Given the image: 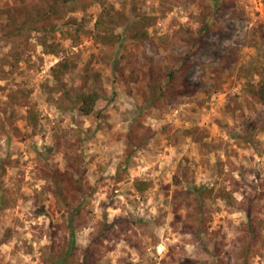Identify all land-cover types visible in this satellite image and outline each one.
<instances>
[{
    "label": "rangeland",
    "instance_id": "rangeland-1",
    "mask_svg": "<svg viewBox=\"0 0 264 264\" xmlns=\"http://www.w3.org/2000/svg\"><path fill=\"white\" fill-rule=\"evenodd\" d=\"M50 5L0 0V264H264V0Z\"/></svg>",
    "mask_w": 264,
    "mask_h": 264
},
{
    "label": "trees",
    "instance_id": "trees-1",
    "mask_svg": "<svg viewBox=\"0 0 264 264\" xmlns=\"http://www.w3.org/2000/svg\"><path fill=\"white\" fill-rule=\"evenodd\" d=\"M71 1L76 0H51L50 8L45 9L41 12H39V15H41L42 18L48 20L52 18L53 16H56L60 13V5H66L69 4ZM212 5L217 8L218 7V0H210ZM75 22V21H74ZM112 20L109 18L108 14L101 15L98 20L96 21L95 28L97 32L98 38L103 40L104 42H113L114 41V26L112 25ZM79 30H77L78 32ZM71 39L74 40V35L70 36ZM50 52L53 53H62L65 52V50H58V49H52ZM71 61L69 59H62L58 61L53 67H52V76L54 80L56 81V85L59 86L61 83L63 77L68 72V70L71 67ZM59 88V87H58ZM159 88V80L155 81L153 90L154 94L157 93ZM245 89L248 91L249 94H252L260 103L264 104V77H261V79L254 83L251 81H247ZM81 103L79 110L84 115H91L96 111L97 104L99 100L102 98V92L99 86L94 87L91 91L82 93L80 95ZM192 193L198 194V192H201L203 190L202 188H194L191 189ZM60 192V195H62L64 198L65 194L62 191V188L59 187L58 190ZM58 192V193H59ZM224 196L229 204L234 203V197L229 193V191H224ZM246 205L245 211L247 212L248 220L245 224V234H244V242L243 246L240 249L239 252L242 253H249L252 250H254V238L259 236L260 230L264 227V219L261 221H256V219L253 217V209L251 203L248 201L244 202ZM70 224L73 225V220L71 219ZM73 228V227H72ZM71 242H70V249H72L76 243L75 241V232L74 229H72L71 232ZM66 253L63 258H61V261H66L67 255Z\"/></svg>",
    "mask_w": 264,
    "mask_h": 264
}]
</instances>
